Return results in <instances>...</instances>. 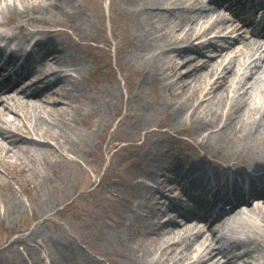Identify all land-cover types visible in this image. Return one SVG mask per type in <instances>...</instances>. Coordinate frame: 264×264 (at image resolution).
<instances>
[{
  "label": "bare ground",
  "instance_id": "bare-ground-1",
  "mask_svg": "<svg viewBox=\"0 0 264 264\" xmlns=\"http://www.w3.org/2000/svg\"><path fill=\"white\" fill-rule=\"evenodd\" d=\"M102 1L89 0L97 22L89 35L82 20L86 8L79 0H0V28L10 27L0 29V51L12 44L11 54L0 65L5 73L0 81V97L5 96L0 98V180L7 178L1 169L8 166L16 169L10 180H27L28 162L35 163L39 157L52 166L59 161L76 166L74 159L66 161L63 156L73 153L69 146L73 140L65 128L74 122L69 110H81L72 104V93L87 70L77 52L86 49L97 61L99 48L107 58L113 46L117 72L127 91L133 90L118 124L134 130L142 126L143 134L140 142H136L138 136L125 139L129 130L128 136L115 135L130 156L123 160L120 180L102 197L122 203L114 229L124 226L128 233L116 234L114 246L95 249L96 262L264 264V188H260L264 184V36L259 33L260 38L245 40L236 35L233 42L241 43V49L231 53L239 52L238 56L223 65L230 45L217 46V42L227 41L220 33L232 20L219 9V0L208 5L199 0H125L134 2V8L127 10L108 0L109 36ZM52 9L67 21L42 15ZM12 14L17 17L12 19ZM208 34L213 35L207 38ZM72 36L75 41H70ZM198 39L197 47L210 48L212 57L202 62L194 61L197 57L181 58L195 50L187 43ZM29 41L23 56L20 52ZM131 60L140 68L133 67ZM109 73L113 86L101 88L100 110L107 107L116 114L121 88ZM93 74L96 83L101 78L99 64ZM146 83L153 94L134 107L133 98ZM11 91L14 94L9 96ZM152 116L157 118L151 120ZM173 139L180 140L182 147H174ZM185 146H197L202 155L199 158L196 148L191 152L196 155L193 161ZM205 162L222 171L209 170ZM72 171L63 168L66 175L55 177V183L68 186ZM250 173L255 174L251 187L243 191V178ZM225 175L234 179L231 190L224 189ZM165 194L172 199L164 200ZM212 210L215 215L207 224ZM189 216L197 222L190 225ZM226 229L235 236L226 237Z\"/></svg>",
  "mask_w": 264,
  "mask_h": 264
},
{
  "label": "rangeland",
  "instance_id": "rangeland-1",
  "mask_svg": "<svg viewBox=\"0 0 264 264\" xmlns=\"http://www.w3.org/2000/svg\"><path fill=\"white\" fill-rule=\"evenodd\" d=\"M79 2L83 8H86L82 19L87 27L86 33L92 35L97 22L92 16L90 2L89 0H79ZM208 2L204 0L203 3L206 5ZM116 5L123 10L134 8L132 1L116 0ZM102 13L103 24L109 36L108 0L102 1ZM42 15L55 21H67V18L55 9L49 13L44 11ZM225 15L232 18L228 11H225ZM16 17V14L11 16L12 19ZM233 24L232 21L226 22L220 33L227 41L217 42V46L230 45V48L226 49L228 58L223 65L230 58L238 56L239 52L235 56L231 53V50L241 49V43L233 42L236 35L245 37V40L253 38L245 28L240 26L237 27L235 33H231ZM235 24L238 23L235 21ZM8 29H10L9 26L1 28L3 31ZM212 35L208 34L207 38ZM62 38L65 39L64 36ZM75 40L74 36L70 39V41ZM199 41L200 39L187 43L195 50L191 49L186 56L181 58L197 57L194 61L202 62L212 57L214 52L210 48L199 49L197 47ZM97 53L99 60L95 61L88 50L79 49L77 52V55L82 57V64L87 67V70L82 80L76 82L72 93V104L80 105L81 110L77 111L75 108L69 110V113L74 116V122L70 127L65 128L73 140L69 143L73 153L67 152L63 156V160L66 161L74 159L76 166L72 167L74 164H66L59 159H56L59 162L52 166L39 157L35 163L28 162L31 167L28 172L29 178L21 179L19 183L10 180L11 175L16 173L15 168L8 166L1 169L4 173L1 174L7 178L0 180V264H112L106 260L96 262L98 254L94 250L104 248V246H114L116 234L128 233L124 226L114 229L113 221L115 222L116 211L122 210V203L118 200L109 201L102 196L106 195V190L110 185L120 180L119 176L123 174V160L130 156L126 150H122L124 148L119 147L122 142L116 141L115 135L128 136L127 131L129 130L130 137H125V139L138 136L136 142H140L143 130L142 126L134 130L127 129L126 125L118 124L119 119L127 112L125 104L133 90L127 91L117 72L114 47H110L107 58H104L102 48H99ZM131 63L136 69L140 68L139 63H134L132 60ZM96 64L101 66V78L94 83L96 75L93 73ZM109 72L115 76V81L121 88V107L116 114H113L107 107L103 108L104 112L100 110L101 103L98 94H101V88L113 86L114 78H110ZM152 94L151 84L146 83L133 98V106H137L141 99L148 100ZM155 115L162 116L159 113ZM156 116L150 119L155 120ZM125 121L130 122L131 117ZM102 135H104V140L100 141ZM171 135L176 136V134ZM177 137L188 138L186 135H177ZM108 143L113 144L112 147H108ZM172 145L182 147L180 140L173 139ZM196 148L197 146L183 147L186 154L192 156L193 161L196 155H192L191 152ZM203 153L206 159H209L208 153L204 150ZM196 154L200 158L202 150L197 148ZM216 160L220 161L217 158ZM219 165H224V163ZM205 166L216 168V171L220 169L211 162H205ZM63 168H73L74 171L70 176L71 183L61 187L55 183L54 178L66 175L63 173ZM122 193L124 196L129 194L127 191ZM83 194L84 198H82ZM113 196H115L114 191L110 193V197L114 198ZM170 199L172 196L165 194L164 200ZM164 205H167V201ZM193 224L194 222L190 225ZM101 226L105 228L100 230ZM203 234H206V231ZM224 234L226 237L235 236L228 229L224 230ZM105 237H108V240ZM14 241L16 242L13 243ZM80 250H84L83 254ZM215 258L219 259L220 256L215 254Z\"/></svg>",
  "mask_w": 264,
  "mask_h": 264
}]
</instances>
